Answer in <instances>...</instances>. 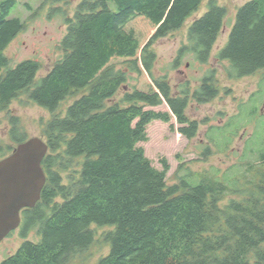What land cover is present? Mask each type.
<instances>
[{
    "label": "trees",
    "instance_id": "1",
    "mask_svg": "<svg viewBox=\"0 0 264 264\" xmlns=\"http://www.w3.org/2000/svg\"><path fill=\"white\" fill-rule=\"evenodd\" d=\"M113 1L115 8L109 0L79 2L65 18L61 57L40 78L37 59L10 67L6 50L26 23L9 18L17 0L0 2V73L6 68L0 113L23 94L51 112L42 137L49 146L42 162L47 181L36 206L21 211V235L36 231L39 240L26 239L0 264H85L96 243L109 251L95 264H264V143L254 163L228 179L232 187L191 170L169 183L168 160L155 167L139 145L148 141L151 122L172 119L155 107L167 103L188 123L180 131L194 138L199 123L186 109L221 94L215 70L197 87L186 81L178 91L168 75H155L151 44L183 28L205 0ZM208 5L188 28L174 67L186 53L209 62L228 8L218 0ZM216 58L228 62L232 79L264 71V0L237 8ZM254 113L262 115L257 106ZM10 121L16 146L29 137L18 116Z\"/></svg>",
    "mask_w": 264,
    "mask_h": 264
},
{
    "label": "rangeland",
    "instance_id": "2",
    "mask_svg": "<svg viewBox=\"0 0 264 264\" xmlns=\"http://www.w3.org/2000/svg\"><path fill=\"white\" fill-rule=\"evenodd\" d=\"M80 1L82 0H17L9 18H19L26 23V29L6 50L11 59L10 67L26 59H37L42 64L38 78L45 75L62 55L59 44L67 31L65 18L74 14ZM208 1L202 3L198 12L187 20L183 28L151 44L158 56L155 75H168L172 86L178 91L179 86L186 81H190L192 87H197L204 76L215 70L222 88L221 94L209 103L192 102L186 109L187 116L199 123L198 134L194 138H188L180 131L188 123L178 121L167 103L155 107L156 110L170 112L172 119L170 122H151L147 127L148 141L140 142L139 145L144 147L155 167L162 169L161 160H168L171 166L167 175L169 183L177 181L179 174L191 170L197 177H215L232 187L233 182L228 179H238L246 170L247 163H254L255 155L264 143V71L232 79L225 70L228 62L216 58L220 48L228 41L237 8L250 0H218L228 8V15L209 62H199L193 54L186 53L180 66L174 67L173 62L178 57L180 48L187 44L188 28L196 17L208 11ZM109 4L115 8L113 0H109ZM153 32L154 29L145 43L150 40ZM5 71L6 68L0 75ZM145 79L147 83H152L148 75ZM72 101L73 98L66 100L59 111H64ZM256 106L262 114L260 117L254 113ZM13 115L21 119L29 138H42L45 124L51 118V112L47 108L29 100L26 94L14 100L10 105V112L0 113V159L3 153L8 156L10 147H17L10 137V116ZM97 229L100 235L103 228ZM26 239L37 241L39 237L36 231L23 237L21 229H17L4 239L0 243V263L8 255L15 253ZM108 251V246L96 243L85 264H95Z\"/></svg>",
    "mask_w": 264,
    "mask_h": 264
},
{
    "label": "water",
    "instance_id": "3",
    "mask_svg": "<svg viewBox=\"0 0 264 264\" xmlns=\"http://www.w3.org/2000/svg\"><path fill=\"white\" fill-rule=\"evenodd\" d=\"M49 146L40 137H30L0 160V242L22 221L21 211L41 199L47 175L42 162Z\"/></svg>",
    "mask_w": 264,
    "mask_h": 264
},
{
    "label": "flooded vegetation",
    "instance_id": "4",
    "mask_svg": "<svg viewBox=\"0 0 264 264\" xmlns=\"http://www.w3.org/2000/svg\"><path fill=\"white\" fill-rule=\"evenodd\" d=\"M10 137H11V136H10ZM11 139H12V138H11ZM12 141H13V140H12ZM12 153H13V146H12V148H11V150H10V152H9V154H8V155H11ZM4 157H6V156H4ZM4 157H2L1 159H3ZM1 159H0V160H1ZM21 225H22V223H21ZM21 225H20V227H19V228H21ZM12 234H13V231L11 232V234H10V235H12ZM10 235H9V236H10ZM9 236H8V237H9Z\"/></svg>",
    "mask_w": 264,
    "mask_h": 264
}]
</instances>
